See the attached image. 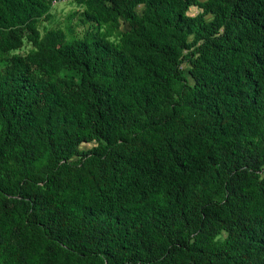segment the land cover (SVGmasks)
Segmentation results:
<instances>
[{
  "label": "trees",
  "instance_id": "16d2710c",
  "mask_svg": "<svg viewBox=\"0 0 264 264\" xmlns=\"http://www.w3.org/2000/svg\"><path fill=\"white\" fill-rule=\"evenodd\" d=\"M56 1L0 0V264H264V0Z\"/></svg>",
  "mask_w": 264,
  "mask_h": 264
},
{
  "label": "rangeland",
  "instance_id": "374dc122",
  "mask_svg": "<svg viewBox=\"0 0 264 264\" xmlns=\"http://www.w3.org/2000/svg\"><path fill=\"white\" fill-rule=\"evenodd\" d=\"M82 7L78 5L73 0H60L56 1L53 5L50 7V18L45 20L41 19L37 27L39 31H42L43 28H58L62 31L65 39H70L72 37H82V36H89L92 33L99 31L104 32L108 29L106 25L97 26L94 23L85 22L82 19V13H81ZM137 12H140L141 6H137L135 8ZM188 14H195L197 12L196 8H190L188 11ZM127 25L123 20H119L118 27L114 28L111 31V35L109 36L110 39H116V32L119 30H126ZM31 47L30 42L26 40L25 38L21 39V43L19 47L13 51V53H18L20 55H23L26 53V51ZM187 57L184 51V58ZM189 67V64L187 61H183L180 64V69L182 71V74L186 77V80L189 84L192 83V79L187 74V69ZM30 71L34 75L35 78H45L44 74L39 70L38 68L34 66H30ZM94 145V142H88V143H81L78 145L79 149L85 150L91 146ZM71 159H75V157H72ZM225 235L224 232H222L219 235V238H222Z\"/></svg>",
  "mask_w": 264,
  "mask_h": 264
},
{
  "label": "crops",
  "instance_id": "0c3cea01",
  "mask_svg": "<svg viewBox=\"0 0 264 264\" xmlns=\"http://www.w3.org/2000/svg\"><path fill=\"white\" fill-rule=\"evenodd\" d=\"M196 8V10H197V12L198 11H200V9L199 8H197L196 6H190V7H188V9H187V11L190 9V8ZM197 12H195V14L197 13ZM187 14H188V12H186ZM189 15H194L193 13L192 14H189ZM211 18V14H205L204 15V19L207 21V20H209Z\"/></svg>",
  "mask_w": 264,
  "mask_h": 264
},
{
  "label": "built area",
  "instance_id": "2783aa9c",
  "mask_svg": "<svg viewBox=\"0 0 264 264\" xmlns=\"http://www.w3.org/2000/svg\"><path fill=\"white\" fill-rule=\"evenodd\" d=\"M55 2H52V4H54Z\"/></svg>",
  "mask_w": 264,
  "mask_h": 264
}]
</instances>
